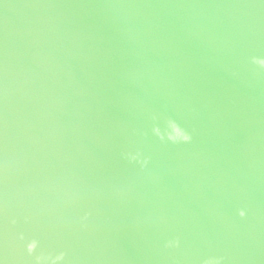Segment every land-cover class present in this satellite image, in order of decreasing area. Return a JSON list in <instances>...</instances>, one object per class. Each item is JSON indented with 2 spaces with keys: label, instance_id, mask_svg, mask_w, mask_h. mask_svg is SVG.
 Instances as JSON below:
<instances>
[{
  "label": "water",
  "instance_id": "obj_1",
  "mask_svg": "<svg viewBox=\"0 0 264 264\" xmlns=\"http://www.w3.org/2000/svg\"><path fill=\"white\" fill-rule=\"evenodd\" d=\"M262 62L264 0H0V264H264Z\"/></svg>",
  "mask_w": 264,
  "mask_h": 264
},
{
  "label": "clouds",
  "instance_id": "obj_2",
  "mask_svg": "<svg viewBox=\"0 0 264 264\" xmlns=\"http://www.w3.org/2000/svg\"><path fill=\"white\" fill-rule=\"evenodd\" d=\"M262 63H264V62H262ZM183 139H184V140H188V139H190V137L187 136V135H184V136H183Z\"/></svg>",
  "mask_w": 264,
  "mask_h": 264
}]
</instances>
